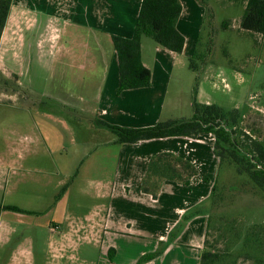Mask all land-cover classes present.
I'll list each match as a JSON object with an SVG mask.
<instances>
[{"label": "rangeland", "instance_id": "1", "mask_svg": "<svg viewBox=\"0 0 264 264\" xmlns=\"http://www.w3.org/2000/svg\"><path fill=\"white\" fill-rule=\"evenodd\" d=\"M195 1L203 9L205 18L193 54L182 57V62L175 67L169 93L164 98L163 122L194 118V90L198 84V88L201 86L206 93V99L203 97L201 102H209L208 105L225 110L240 111L239 128L264 145V35L241 29L240 23L245 13V9L241 13L242 4L231 0H205L206 5H202ZM224 22L228 23V27L223 28ZM35 27L37 36H32V13L26 9H11L0 38V73L8 79L9 84L6 88H0V162L7 163L5 181L8 180V186L16 184L18 187L15 199L9 198L7 203L18 204L24 209L43 210L58 202L60 190L56 186L61 178L55 174L52 163L61 158L42 145L35 149L37 157H32L35 153H32V129L43 124L41 115L44 113L66 120L72 134L65 144L67 149L63 152V159L67 167L69 161H74L76 167L85 157L75 150L86 144L85 139L91 138L89 133L95 131V128L87 131L89 125L86 121H79L86 120V117L78 118L82 116V102H91L98 87L87 84L86 88H82L71 79L72 75L86 74L88 71L75 68L62 75L59 70L55 72L37 65V54H32V49L36 53V48L49 50V46L46 47L45 40H40L45 31L44 25L37 24ZM143 40L155 45L150 38ZM58 46L73 47L74 50L83 47L79 41L70 43L66 36L53 48ZM104 49L108 52L105 45L102 46ZM59 54L56 53L57 60L60 59ZM192 58L198 71L190 68ZM77 64H81L80 58ZM14 85H19L20 90L15 92ZM108 135L117 140L115 134ZM94 140L99 141V138ZM91 143L96 144V141ZM150 143H155L147 146L152 152L180 147L178 150L182 155L175 156L190 163L191 158L201 159H196L197 165L192 163L197 175L189 186L163 181L157 200H153L142 192L143 179H138L134 173L129 177L130 181L116 180L110 185V197H104L98 196L95 190L97 185H90L85 182L84 176H80L74 183L70 181L67 184L68 194L63 201L67 215L60 213V210L48 209L42 216H24L21 224L13 225L16 234L10 246L0 249L3 256L16 246L18 240H22L26 241L22 244L34 255L33 264H125L121 260L111 262L109 247L95 242L89 230L91 226L115 225L119 234L143 236V244L139 248L145 245L150 250L156 243L157 248L149 252L154 254L164 247V244L159 246L162 241L167 244L171 240L172 233L175 242L181 236L183 244L185 241H196L197 234L208 228L206 223L213 216L209 212L212 204L214 216L211 231L205 237L210 242L217 240L225 230L226 220H237V225L245 228L264 224L263 195L246 175L238 174L234 165L219 164L211 136L205 135L191 142L173 139ZM94 155L89 163L97 159L96 155L101 156L102 152ZM152 158L148 161L146 173ZM83 168L82 174L88 169ZM68 170L74 172L75 169L69 165ZM49 172L54 175H49ZM93 177L95 175L91 172L87 179ZM213 189L216 193H213ZM216 198L219 200L214 203ZM198 208H202L203 212L194 215ZM140 225L159 226L161 230L146 233L133 231ZM80 226L83 227L81 233H75V228ZM85 236L88 237L86 240L83 239ZM121 240L118 236L116 243L122 245ZM58 243L66 245L67 256L57 261L51 247H56ZM190 246L194 244L190 243ZM218 246L224 249V241Z\"/></svg>", "mask_w": 264, "mask_h": 264}, {"label": "crops", "instance_id": "2", "mask_svg": "<svg viewBox=\"0 0 264 264\" xmlns=\"http://www.w3.org/2000/svg\"><path fill=\"white\" fill-rule=\"evenodd\" d=\"M179 1L182 5V14L177 22V29L185 38L182 54L170 52L160 48L156 44L151 45L142 40V62L152 73V84L149 88L129 90L118 95L119 66L112 37L132 38L142 0H12L11 9H26L32 13V36H37V29L35 27L37 24L44 25L45 31L41 35L42 39L40 40L46 41L45 45L46 47L49 46V50L38 47L35 49V53L32 49V54H37V61L35 60L37 65L48 67L55 72L59 70L62 75H66L71 69L74 71L75 68H79L84 72L88 71L86 74L79 73L72 75L71 79L82 88H86L87 84L90 87H98L91 102H82V116L78 118L85 119L86 117V120L79 121H86L87 125H89L86 129L87 131H91L94 128L95 131L89 133L91 138L89 140L85 139L86 144L81 146L79 150H75L85 157L82 159V156H80L82 160L76 166L78 168L75 167L74 161H69V165L75 169L74 172L68 170L69 165L67 167V163L63 159V152L67 149L65 144L72 134L67 121L52 114L44 113L41 115V120H44L43 124L36 129H32V150H34L32 153L35 152L32 157H37L35 149L42 145L52 153H57L61 158L57 162L52 163V167L56 172L55 174L61 178L56 186L60 190L59 193L70 181L74 183L81 178L80 176H84L85 182H89L90 185H97L95 186V190L98 196L106 197L107 195V197H110L108 195L112 191L110 185L116 183V180L130 181L128 179L134 173L138 176V179L142 180L146 174L148 161L154 155L162 153L182 155L180 150H178L180 147L152 152L147 146L155 143L150 142H166L173 139L189 142L195 140L187 137H176L140 141L133 144H118L115 137L111 138L108 135V133L112 134L113 132L100 124L102 122L124 129H142L165 123L163 122L162 115L163 103L164 98L169 93L173 72L175 67L182 62V57H188L193 54L205 18L203 9L197 5L195 0ZM231 1L236 4H242L241 13H243L247 0ZM64 36L68 38L70 43L79 41L83 47L78 50L65 46L53 48L59 41H62V37ZM103 45L108 48V52L105 49L102 50ZM91 46L96 48H91ZM57 52L60 53L59 60L55 58ZM79 58L81 60L80 65L77 64ZM205 94L204 88L200 86L197 94V100L200 104H204V102H201V99L203 97L206 99ZM205 104L208 105L210 103L206 102ZM205 135L213 138L210 134H204L198 138ZM97 137L99 141L94 140ZM94 141H96V144L91 143ZM155 146L160 145L156 144ZM146 148L149 154L144 151ZM91 149H93V152H91ZM138 149L141 150L138 151ZM99 152H102V155H99V157L96 155L97 159L89 163L90 158H93V155ZM135 152L138 153L134 155ZM196 159L197 161H201L197 157L191 158V162L195 165H197ZM6 165V162H0V205L18 207L36 214L32 215L1 209L0 249L10 246L13 241L12 237L16 234L13 225L21 224L20 222L24 216H42L46 214L48 209L49 211L54 209L60 210V213L67 215L63 201L68 194V190L54 206H49L48 209L30 210L21 208L18 204H8L7 199H15L18 187L16 184L8 186V180L5 181ZM84 166L88 169L82 174L81 169ZM90 168L93 170L91 171L93 175H95L93 179H87L88 175L91 174ZM135 169L137 171L134 172ZM49 175L53 176L54 173L49 172ZM205 208L207 209L208 207ZM206 224L208 227V222ZM82 228L81 226L75 228L74 232L81 233ZM89 230L92 234L91 237L95 238L96 243L101 242L103 246L113 250L111 256L109 254L110 250L108 251L111 262L121 260L125 264H136L142 257L153 254L149 252L154 251L158 246L154 243L150 250L145 245H143L144 249L139 248L140 244H143L141 243L144 239L143 236L119 234L115 225L91 226ZM149 230L157 231L161 230V228L159 226L149 227L143 225L133 228V231L145 233ZM206 233L207 229L197 234L196 241H185V244L182 243V236L181 238L179 237L180 239L176 238L178 234L175 235L177 239L175 242L172 238L174 236L172 233L171 240L167 244L162 241L159 245L164 244L163 246L166 247L164 252L145 264H199L200 255L204 249ZM118 236L122 238V245L116 243ZM87 238V236L83 237L85 240ZM114 238L115 240H113ZM24 242L26 241L18 240L16 246L9 249L5 256H3L2 250H0V264H33L34 255L26 249V245L22 244ZM27 243L30 245V240ZM190 243L194 244V246H190ZM65 248L66 245H63V243H58L54 248L51 247V250L53 249L57 256V261L67 256ZM58 256L60 259H58Z\"/></svg>", "mask_w": 264, "mask_h": 264}, {"label": "trees", "instance_id": "3", "mask_svg": "<svg viewBox=\"0 0 264 264\" xmlns=\"http://www.w3.org/2000/svg\"><path fill=\"white\" fill-rule=\"evenodd\" d=\"M198 1L206 5L205 0ZM11 6L12 0H0V38L6 27ZM181 14L182 5L179 0H142L132 38L112 37L119 66L118 95L129 90L149 88L152 84V73L142 62L141 46L144 38H150L160 48L182 54L185 38L177 29ZM208 14L207 11L206 19ZM240 24L243 31L264 35V0H247ZM226 27L228 23L224 22L223 28ZM193 60L194 58L191 59L190 68L198 71ZM8 86V79L0 73V88ZM14 87L15 92L20 90L19 85ZM197 94L198 84L193 100L195 116L188 121H168L142 129H124L102 122L100 124L117 136L118 144L176 137L196 139L201 135L210 134L214 138V154L219 164L234 165L238 174L246 175L264 197V145L239 128L240 111L200 104ZM196 175L197 169L192 163L171 153L159 154L149 163L142 181V192L157 200L161 182L175 181L189 186ZM66 190L67 186L61 190L57 200ZM213 193H216L215 189ZM217 198L214 203L219 200ZM213 206L214 204L209 207V212L214 216ZM1 209L36 214L14 206L0 205ZM201 212L202 208H198L193 214L198 215ZM213 216L208 220L206 237L211 231ZM237 224V220H226L225 230L217 240L210 242L205 239L199 264H264V224H253L246 228ZM223 241L225 247L220 249L218 244ZM165 249L166 247L157 253L142 257L137 264H145L157 258ZM112 251H109L110 256Z\"/></svg>", "mask_w": 264, "mask_h": 264}, {"label": "built area", "instance_id": "4", "mask_svg": "<svg viewBox=\"0 0 264 264\" xmlns=\"http://www.w3.org/2000/svg\"><path fill=\"white\" fill-rule=\"evenodd\" d=\"M225 86H226V87H228V84H227V83H225Z\"/></svg>", "mask_w": 264, "mask_h": 264}]
</instances>
